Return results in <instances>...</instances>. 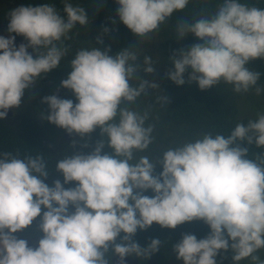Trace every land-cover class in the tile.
Masks as SVG:
<instances>
[{
  "label": "clouds",
  "instance_id": "obj_1",
  "mask_svg": "<svg viewBox=\"0 0 264 264\" xmlns=\"http://www.w3.org/2000/svg\"><path fill=\"white\" fill-rule=\"evenodd\" d=\"M116 2L120 20L144 39L190 0ZM64 12L66 16H61L51 3L21 4L9 12L8 31L27 43L17 48L15 35L0 36V120L10 109H20L25 90L60 67L69 51L64 42L72 38L77 23H89L85 8L68 0ZM189 33L203 42L169 58L174 68L166 75L173 82L184 85L190 67L187 82H197L201 90L223 82L236 93L264 91L258 86L261 73L248 67L250 61L264 58V9L223 0L211 15L178 22L176 38ZM97 40L103 43L101 37ZM87 47L76 51L72 71L61 81L78 102L56 94L42 101L50 113L41 112V119L63 128L70 138L55 164L63 182L45 183L50 167L43 152L23 158L18 152H0V264H112L114 257L116 264H127L126 257L146 264L167 241L153 238L142 247L133 239L138 230H147L154 222L176 229L194 221H203L210 232L201 239L182 233L172 244L177 260L217 264L220 251L230 248L234 264L245 259L264 264L258 254L264 249V153L251 159L249 148L238 143L264 148V113L247 124L237 123L228 135L203 132L155 159L138 156L155 139V125L145 126L152 104L143 113L130 105L148 88L160 89L165 83L164 64L156 67L152 56L145 55L141 65L131 44L114 55L109 54L110 46L103 51ZM141 70L160 82L142 79ZM134 80L138 85L131 83ZM156 102L168 106L169 99L157 95ZM97 128L106 139L96 141L90 153L72 151L78 144L90 147ZM157 164L163 170L154 174ZM73 181L75 187L65 188ZM148 190L154 196L145 195ZM38 217L33 232L43 233L39 241L18 238L16 234Z\"/></svg>",
  "mask_w": 264,
  "mask_h": 264
},
{
  "label": "trees",
  "instance_id": "obj_2",
  "mask_svg": "<svg viewBox=\"0 0 264 264\" xmlns=\"http://www.w3.org/2000/svg\"><path fill=\"white\" fill-rule=\"evenodd\" d=\"M24 2L38 3L39 0H23ZM59 1L64 4V0H42V3ZM73 6H80L85 8L89 23L81 26L77 23L76 27L71 31L70 40L64 43L71 48L77 50L88 46L98 47L102 51L111 48L110 55H114L130 44L134 51L139 53V63L143 65L145 55L152 56L154 63L164 64L163 78L165 83L161 82L160 89L148 88L147 93H142L137 101L130 105L133 110L143 113L152 104L150 116L146 125L154 124L155 129L152 133L154 142L149 146L148 150L142 154H148L152 159L162 155L163 151L169 147H177L182 143L195 140L198 134L211 131L213 134L221 133L224 135L230 134L231 130L237 123L247 124L250 120H256L258 116L250 114L246 110V106H242L239 102L241 94L233 91L232 86L221 83L217 86H212L207 90H201L198 83L188 81V76L192 69L189 67L185 73L186 83L184 85H177L173 82L166 73L174 68L170 61V57L178 52L180 49L189 50L195 43H202L198 37L189 33L183 39L176 38V27L178 22L186 20L193 22L199 19L201 15H211L216 12L218 6L223 0H190L188 6L182 11H175L172 16L159 29L150 34L149 38L142 39L136 36L119 18L118 7L116 0H68ZM248 6H256L264 9V0H241ZM55 7L58 8L57 4ZM107 27L110 31L105 33L104 28ZM77 37H80V42ZM97 37L103 39V43H99ZM142 46H145L144 49ZM81 47V48H80ZM78 49V50H79ZM76 53V52H75ZM155 59H157L155 61ZM248 67L254 71L261 73L258 81L259 87L264 89V58H257L250 61ZM72 71L71 67L69 73ZM69 75V74H68ZM142 79L149 81V83H157L160 80L153 79V74H147L141 70ZM162 78V79H163ZM133 85H138L139 81H132ZM45 86V85H44ZM64 98L72 99L75 102L76 97L72 90L63 88ZM157 95L167 96L169 99L168 106H161L156 102ZM260 96H264V91ZM47 103H43V113L45 115L50 113V108ZM35 118H28L27 124H22V131H9L7 124L0 123V152L19 153L23 158L25 155H36L38 152H43L45 159L49 162V177L45 180L49 186H53V181L60 179L63 182V175L55 171V164L58 159L63 157L59 151V155L54 149L53 145L44 143V138L49 136L46 132L48 127L56 128L55 124L44 120L42 125V132H35L34 120ZM101 137L100 130L97 128L91 134L90 147L83 148L77 145L72 151H82L87 154L90 153L96 145V141ZM242 147L249 148V158L254 159V154L257 152L264 153V148H257L255 144L248 145L246 141L239 142ZM107 147L103 149V152ZM103 154V153H102ZM141 154V153H139ZM163 167L157 164L155 173L162 172ZM77 182L73 181L71 184H65V188L75 187ZM148 196H154L151 190L144 193ZM46 210L43 209L42 212ZM74 211V208H72ZM39 217L34 220L33 225L22 232L17 233L18 238L26 239L32 238L37 241L36 236L40 233H34L33 228L39 223ZM189 232L197 236L198 239L205 238L209 232L210 227L203 221L186 222L178 226L176 229L161 228L159 224L153 223L152 227L147 230H138L134 236V240L142 247L150 243L153 238H160L167 241L152 257L157 260V264H172L173 261H178L176 255L172 253V244L178 242L182 238V233ZM123 233H121V236ZM119 242V238H118ZM231 244V240H229ZM261 259H264V249L258 253ZM233 252L229 248L227 252L220 251L216 257L217 264H234L232 260ZM137 258V257H136ZM145 262L146 260H140ZM239 264H250L248 259L242 260Z\"/></svg>",
  "mask_w": 264,
  "mask_h": 264
},
{
  "label": "flooded vegetation",
  "instance_id": "obj_3",
  "mask_svg": "<svg viewBox=\"0 0 264 264\" xmlns=\"http://www.w3.org/2000/svg\"><path fill=\"white\" fill-rule=\"evenodd\" d=\"M29 3L40 4L42 3V0H39L38 3L24 2L23 0H0V35L2 29H6L7 31V33H5L7 34L6 38L15 35V45L17 46V48L21 43L26 44L27 40L21 35H16L15 33H10L8 31L9 12L20 6L21 4ZM46 3H51L54 5L57 4L58 8L56 9L58 13L61 16H66L63 3L59 1ZM77 50H71V48H69L68 54L61 60L60 67L52 69L46 75H43L40 80L36 82L35 87H33L32 89L25 90V95L22 98L20 109L18 111L15 109H10L8 111L7 118L0 120V123L3 122L7 124L10 132L15 130L22 131L21 125L27 124L28 118H35L34 120H32L34 121L35 132H42L43 128L41 124L44 120L41 119L40 114L41 112H43V98L45 96L53 94L57 95L58 90L60 91L61 98L65 97L63 93V87L61 86V81L57 78V76L61 74L64 79L68 78L70 62L72 59H74L75 52ZM28 51L30 53H33L35 58L34 50L32 48H29ZM47 107L50 108L49 105H47ZM46 132L49 134V136H46L44 138V143H46L47 145H53L55 151L57 152V155H59V151L64 154L66 149L65 141L70 140V138H67L65 136L66 131L63 128L57 126L56 128L48 127L46 129ZM42 236L43 233L36 236L37 241H39ZM29 246L35 248V246L32 244H29Z\"/></svg>",
  "mask_w": 264,
  "mask_h": 264
},
{
  "label": "rangeland",
  "instance_id": "obj_4",
  "mask_svg": "<svg viewBox=\"0 0 264 264\" xmlns=\"http://www.w3.org/2000/svg\"><path fill=\"white\" fill-rule=\"evenodd\" d=\"M80 42V37H77ZM87 47V46H85ZM57 78L62 81L64 80L63 76L60 74ZM259 86V85H258ZM241 109L242 106H246V110L253 114L254 116H258L260 113H264V96L257 95L255 89H251L246 93L241 94L239 99ZM139 155H147L148 154H137ZM150 157V156H149ZM263 250V249H262ZM172 264H184L183 260L173 261Z\"/></svg>",
  "mask_w": 264,
  "mask_h": 264
},
{
  "label": "water",
  "instance_id": "obj_5",
  "mask_svg": "<svg viewBox=\"0 0 264 264\" xmlns=\"http://www.w3.org/2000/svg\"><path fill=\"white\" fill-rule=\"evenodd\" d=\"M5 33H7L6 29H2L0 36L6 37L7 34H5ZM57 95L61 98L59 90L57 91ZM27 241H28L29 244H32V241L30 239H28ZM125 259L127 261V264H142V263H139L136 259L130 260V259H128V257H126ZM113 260H114V262L112 264H116V261L118 260V257H114ZM146 264H157V261L155 259H150Z\"/></svg>",
  "mask_w": 264,
  "mask_h": 264
}]
</instances>
